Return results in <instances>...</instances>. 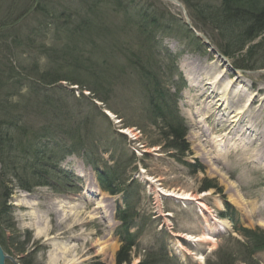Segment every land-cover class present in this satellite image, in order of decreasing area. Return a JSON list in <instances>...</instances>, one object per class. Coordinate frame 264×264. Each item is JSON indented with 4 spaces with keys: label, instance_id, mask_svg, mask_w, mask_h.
<instances>
[{
    "label": "rangeland",
    "instance_id": "374dc122",
    "mask_svg": "<svg viewBox=\"0 0 264 264\" xmlns=\"http://www.w3.org/2000/svg\"><path fill=\"white\" fill-rule=\"evenodd\" d=\"M121 1L122 7H118L117 0H46L49 10L45 11L40 10L45 0H0V117L5 122L3 131L9 133L17 146L9 145L15 156L21 157L26 149L18 154V144L25 147L31 139L35 140L39 130L59 124L50 121L52 113L49 107L41 105L42 97L51 102L50 106L65 105L70 115L75 112L77 120L87 116L81 117L79 112L96 116L80 142L75 140L76 145L84 146L81 156H66L60 149H54L55 143L71 144L70 139L62 142L63 134L57 135L58 141L42 140L40 149L46 150L48 146L50 158L45 155L37 169L29 168L26 162L18 165L21 159H14V154L8 167L0 151V197L6 188L9 193L5 213L0 214V237L8 248L4 246L5 250L21 264H65L66 260L60 256L51 262L55 246H50L47 238L67 241L76 235L73 243L77 244L75 253L81 264H118L117 254L124 241L119 232L122 222L117 218V208L131 203L135 225L130 232L135 241L129 264H142L145 260H164L161 264H208L218 261L210 259L223 246L235 251L229 264H253L240 255V248H234L232 238L238 235L234 222L225 219L228 222L223 225L214 218L220 217L228 200L237 209L235 217L239 225L264 229L261 140L243 132L236 137L234 130L230 132L229 123H219L222 115L214 113L215 107L207 108L201 88L191 82L199 79L195 62H203L213 78L222 74L227 83L235 75L240 76L238 86L243 85V89L248 88L257 96L248 119L264 125V104L259 109L264 102V33L232 57L224 53L227 42L208 18L202 17L201 24L195 19V5H219V0H179L181 5L172 0ZM85 8L95 9L91 19L99 23L97 32L90 30L89 18L81 20L80 9L86 11ZM140 8L160 10L168 18L163 21V28L155 32L156 51L142 50V53L149 55L146 64L150 70H157L155 64L159 61L164 72L169 59H174L175 77H183L179 83L185 87L179 95L178 109L188 128L186 140L190 150L186 153L170 147L162 121L155 124L148 116L140 78L126 64L130 50L137 49L140 43L137 17L132 18ZM18 34L23 37L22 42L29 43L14 45ZM260 43L252 51V59L242 61L250 47ZM63 51L68 52V58ZM81 53H91L92 61L78 63L76 59ZM13 67L27 68V75H20L18 85L17 77H12L16 72ZM50 70L53 71L49 77L43 80L42 75ZM97 73L102 79L97 78ZM55 77L64 79L47 87V82ZM163 78L174 91L171 77ZM8 112L9 120L14 121L10 130L5 116ZM230 142H237L242 148L232 149ZM106 148L110 149L105 155ZM87 152L92 153V159L103 162L102 156L108 162L120 159L121 171L134 180L127 199L126 192L114 195L102 189L97 172L82 157ZM27 156L32 154L25 152L24 157ZM6 157L9 159L8 152ZM16 162L20 175L27 170L30 190L23 189L13 177L12 165ZM36 170L45 177L36 176ZM57 171L70 172L71 176L63 181V174ZM80 172L81 177L77 175ZM210 184L215 188L205 189ZM188 193L199 198L184 199ZM24 194L34 203L32 207L24 205L23 200L27 199ZM87 195L93 200H86ZM63 200L74 206L68 207L69 215L60 220L61 211L56 209V203ZM201 203L211 211L205 208L202 214ZM71 208L75 211L73 216ZM43 228L47 236L38 233ZM205 233L209 238H203ZM187 234L199 239H189ZM101 245H106L105 251L98 253ZM256 260L264 264V251L256 254ZM10 261L7 264H13Z\"/></svg>",
    "mask_w": 264,
    "mask_h": 264
},
{
    "label": "trees",
    "instance_id": "16d2710c",
    "mask_svg": "<svg viewBox=\"0 0 264 264\" xmlns=\"http://www.w3.org/2000/svg\"><path fill=\"white\" fill-rule=\"evenodd\" d=\"M118 1V7H122V1ZM183 2H188V0H181ZM220 3L217 5V3L211 5V4H197L195 5V19L197 24H201L203 22L202 17H207L210 24L213 25V28L215 31L219 33V36L224 38L227 42V47L223 46L224 53L228 56H235V54L242 50L245 45L259 37L261 33H264V0H219ZM97 8L99 5H96ZM86 9V8H85ZM40 10H49V6L45 0L44 4L40 6ZM127 10V9H126ZM81 12V20L90 19L89 23H91V28L93 32H97V28H99L98 21H93L91 19V13L95 12V9L87 8L86 11L84 9H80ZM129 11H127L128 13ZM140 16V18L138 17ZM129 16V15H128ZM137 17L136 23L138 24V33L140 34V43L137 47V49H131L130 50V56L127 58L126 64H128L130 67H133L135 70L133 72L137 75L136 77L140 78L139 83L142 84L144 89V92L146 94L147 99V114L149 117H151L155 124L159 123L158 120H161L163 123V128L165 129V132L163 133L166 138L169 140V145L176 151L180 153H186L190 150V144L186 140V135L188 132L187 126L185 124V121L180 116L178 112V96L179 93L184 85V83H179L182 81L183 77H175L176 72V65L174 62V59L170 58V64L167 66V69L163 72V69L161 65L159 64V61L156 62L157 70H150L148 65L146 64L147 57L149 55H144L142 53V50L145 52H150L151 50L156 49V43H155V32L158 29L163 28V21L168 19L167 15L165 13H162L160 10H148V9H141L137 13L136 16H133L132 18ZM131 18V19H132ZM104 27L102 28V30ZM104 32V31H103ZM191 33L192 30L190 31ZM145 36V37H143ZM23 37L18 34L16 37H14V45L17 46H24L26 43L29 42H22ZM30 41V40H29ZM262 43L257 44V46L250 47V51L244 56V59L242 58V61L249 62L252 59V51L255 50L258 46H260ZM222 47V46H221ZM17 49V48H16ZM156 51V50H155ZM81 53L79 56V59H76L78 63H87L92 61V54H86ZM63 55H66V58H68V52L66 53L63 51ZM154 55V54H153ZM55 60L58 61V58L54 56ZM36 65V64H34ZM235 66L238 67L236 64ZM242 67H247L245 65H241ZM251 68H254L251 67ZM262 68V67H257ZM17 68L13 67V70ZM21 70H15V75L12 74V77H17V80L15 81L16 85L17 83H20V75H27V68L21 67ZM5 70H7L5 68ZM53 70L48 71L45 76L42 75L43 80L46 77H49L50 73ZM163 72L162 74L160 72ZM4 73V71H3ZM164 75H168V77H171L172 83L175 84V89L172 91L167 85ZM61 78V77H60ZM64 79V77H62ZM58 77L51 78L50 81L47 82V87L51 85H55L60 80ZM97 78L102 79L97 73ZM67 80V79H66ZM46 81V79H45ZM78 84V83H77ZM54 89L57 92V88L54 87ZM116 90V86L114 87V92ZM46 98L42 97L41 105L47 108H50L51 111V119L50 121H58L59 124L55 127L50 126L49 128H44L42 131H38L34 139L29 142V145H26L24 147L23 143L18 144L19 149L16 150V152L19 154L20 151L24 150V153L21 154V157L18 155L15 156V152L9 148V145H12L14 147H17L16 144L13 143V140H11L9 133H6L3 131L4 129V118L3 116L0 117V151L1 155L4 156L5 162L4 164L8 165V167H11V159L12 154L14 159H21L20 165L23 162H26L29 166V168L37 169L40 167L39 161H43L45 158V155L49 156V150L48 146L46 150L40 149V143L43 139H50L58 141L61 134L64 135V137H61L60 139L62 142H65L67 139H70L72 142L69 145L66 144H60L55 143V150L60 149L64 152L65 155L67 154H77L81 155L80 150H83L84 146H78L75 144V140H78L80 142V139L83 138V132L90 129V127L93 126V123L96 119L95 114L92 116L91 114H86L84 112H79V115L82 117V114L87 115L81 120H77V116L75 115V112L70 115V113L67 110V107L65 105H59L58 106H50L51 102H48V100H45ZM53 99V98H52ZM56 100V99H55ZM48 105H47V104ZM95 106V105H94ZM14 107H17L16 105ZM45 109V108H44ZM66 110V112L64 111ZM96 110H99L96 106ZM95 111V107H94ZM9 113L5 115L7 117V120H9ZM107 117V116H106ZM6 120V121H7ZM18 122V121H17ZM79 122V123H78ZM14 121L9 120L7 126V129L10 130V128L14 127L11 126ZM78 123V125H77ZM60 130V131H58ZM27 133V132H25ZM58 135V136H57ZM124 136V135H122ZM37 144V146H36ZM44 147V146H43ZM29 149V151H28ZM110 148L105 149V153L109 152ZM47 151V152H46ZM53 151V150H51ZM9 154V159H7L6 154ZM12 152V153H11ZM26 154H32L31 157H24ZM53 153V152H51ZM95 155V153L93 154ZM124 155V154H123ZM104 162L102 160H96L92 159V153L87 152L85 153V159L88 164L92 165L93 168L96 170L98 174V178L102 184V187L104 190L109 191L111 194H117L120 192H126V199L128 198V194L130 193L129 190L132 186V182L127 183L130 178L127 177V173L124 174L121 171V161L119 158H112L113 163L110 164L104 156H102ZM2 160V157H1ZM30 160V161H29ZM33 160H35L33 162ZM46 161V160H45ZM129 161V160H128ZM31 162V163H30ZM31 164V165H30ZM26 166V165H25ZM31 166V167H30ZM14 170H13V177H15L17 180H19L20 186L23 189L30 190L31 189V183H30V177L26 176L27 170L23 171V173L20 175L19 167L14 163ZM26 168V167H25ZM28 168V169H29ZM27 169V168H26ZM58 173H62L61 175L62 180L66 181L70 175V173L65 171H57ZM35 175L39 176L43 179L45 177L42 175L39 170L35 171ZM46 182V181H45ZM40 184H45L44 182H39ZM215 188L214 184H210L205 187V189L209 188ZM4 193L1 195V197L4 195L8 197V189H5ZM218 191L222 193L221 188H218ZM0 197V198H1ZM129 207V208H128ZM132 207L131 203L127 204V207L117 208V218L122 222V226L119 230L121 233V238L123 239L124 243L122 248L119 250L117 254V260L118 264H129L131 262V251L132 247L134 245L135 241V235H133L130 232V229L135 225V212L130 209ZM226 211H223L221 215L223 217H228L234 222L235 231H237L238 235L240 237H234L232 238V241H234L235 247L234 248H240V255H243L246 257V260L253 261V264H260L256 260V254L260 251H264V229L260 227L256 228H248L239 225L238 219L235 217V214H237L236 210L233 208L231 204L226 202ZM5 213L4 208L0 210V214ZM0 241L3 246L7 248L5 240H3L0 237ZM8 249V248H7ZM167 255V253H166ZM235 256V251H232L229 249V247H221L218 252L217 256L214 259L210 260H218L217 262L209 261L208 264H229L232 259V257ZM155 257H158L156 254ZM217 258V259H216ZM164 260H145L142 264H161Z\"/></svg>",
    "mask_w": 264,
    "mask_h": 264
},
{
    "label": "bare ground",
    "instance_id": "6f19581e",
    "mask_svg": "<svg viewBox=\"0 0 264 264\" xmlns=\"http://www.w3.org/2000/svg\"><path fill=\"white\" fill-rule=\"evenodd\" d=\"M195 73L196 76H199V79H195L191 83L198 84V86L201 88L200 90H202V92H200V94L205 95L204 102L207 103V108L215 107L214 113H217V115L220 114L222 115L219 118L220 119L219 123H223V122L229 123V126L232 128V129L230 128L231 130L230 132L234 130L236 137H238L237 135L240 134L239 132H243L244 134L250 133V135L252 136H257L258 140H261L260 141L261 147L264 149V125L259 121L254 122L248 119L249 111L255 104L257 96H255L254 93L251 92L248 88L243 89L244 87L243 85L241 86V84L239 85L241 88H239L237 82L240 76L235 75L231 81H228V83L225 82L222 74H221L222 76L220 75L218 77L213 78L209 73L208 68L204 67L203 62H195ZM263 104L264 102L262 101L259 106V109H261ZM206 118H208V116ZM229 144L232 146V149L242 148L240 144H238L237 142L235 143L230 142ZM73 155L80 156L77 154H71L70 156ZM81 175L83 174L81 173ZM24 196L27 198L28 194H24ZM85 198L88 201L93 200V198L89 195H87ZM183 198L196 199L199 197L192 193H188L185 194ZM23 201L25 203L24 205L29 208L32 207V205L34 204L32 201H30L29 198L24 199ZM7 203H8V199L6 196L3 195L0 198V210H2L7 205ZM200 205H199V211L202 214L204 213L203 211L205 208L207 211L209 212L211 211L208 209V206L205 203H201ZM56 206H57L56 209L59 210V213L61 211V213L59 214L60 220H64V217L68 216L70 212V209H68V207H73L74 204L71 201L63 200L62 202L58 201L56 203ZM74 214H75L74 208H71V215L73 216ZM214 219L218 222V224L225 225L224 223L228 222L227 220L222 218L216 217ZM37 231L38 233L42 234L44 232V228L42 230L38 229ZM46 232L47 231H45L44 234L47 236L48 234ZM187 236L189 239L192 240H196L197 238L188 234ZM202 236L203 238H209L208 233H205ZM75 237L76 235H72L70 236V239L67 241H63L62 239H60V241H56L57 238L55 237L53 238V240L52 238L51 239L47 238V240L49 241L48 244L50 246L53 245L55 246V253L53 254V256H51L52 258L51 262L58 260L60 256L63 260H66L65 264H81L82 260L77 258L75 253V251L77 250V244L73 243V241L76 240ZM58 238H60V235H58ZM105 246L106 245L103 246L101 245V249L99 250L100 252L98 253L104 252ZM17 262L20 263L19 260H17Z\"/></svg>",
    "mask_w": 264,
    "mask_h": 264
},
{
    "label": "water",
    "instance_id": "95a60500",
    "mask_svg": "<svg viewBox=\"0 0 264 264\" xmlns=\"http://www.w3.org/2000/svg\"><path fill=\"white\" fill-rule=\"evenodd\" d=\"M172 1H174L175 3L181 5V2L179 0H172ZM7 260H11L14 264H19L15 257H13V256H11V255H9V254H7L5 252V250L2 247L1 242H0V264H6Z\"/></svg>",
    "mask_w": 264,
    "mask_h": 264
},
{
    "label": "flooded vegetation",
    "instance_id": "af4514ba",
    "mask_svg": "<svg viewBox=\"0 0 264 264\" xmlns=\"http://www.w3.org/2000/svg\"><path fill=\"white\" fill-rule=\"evenodd\" d=\"M20 262V261H19ZM21 264V263H20Z\"/></svg>",
    "mask_w": 264,
    "mask_h": 264
}]
</instances>
